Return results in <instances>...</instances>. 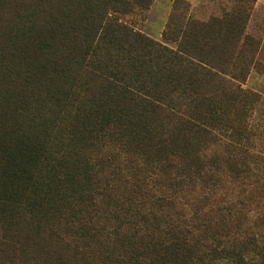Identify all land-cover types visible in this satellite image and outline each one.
Here are the masks:
<instances>
[{"label":"trees","instance_id":"16d2710c","mask_svg":"<svg viewBox=\"0 0 264 264\" xmlns=\"http://www.w3.org/2000/svg\"><path fill=\"white\" fill-rule=\"evenodd\" d=\"M150 3L0 0V264H264L244 12L171 49L121 20Z\"/></svg>","mask_w":264,"mask_h":264},{"label":"rangeland","instance_id":"374dc122","mask_svg":"<svg viewBox=\"0 0 264 264\" xmlns=\"http://www.w3.org/2000/svg\"><path fill=\"white\" fill-rule=\"evenodd\" d=\"M238 11L244 12L243 28L240 26L243 36L256 43L253 47V51L256 50L255 64L247 78L243 80L231 79L226 75L225 77L235 82L242 91L253 95L252 107L246 115V129L256 135L251 141L253 145L249 148V153L256 154L264 148V0H151L146 8L133 6L129 14L121 20L133 30L171 49H176L177 43L163 38V32L173 16L184 17L190 26L193 24L215 26L226 34L232 29L228 21ZM243 42L235 54L232 65L234 69H237L247 57V48L243 47ZM225 147L224 145L222 149ZM243 158L246 166L256 173L258 166L256 161L250 156Z\"/></svg>","mask_w":264,"mask_h":264}]
</instances>
